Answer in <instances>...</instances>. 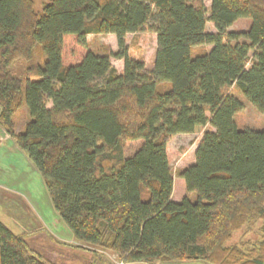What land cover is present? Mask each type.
I'll return each mask as SVG.
<instances>
[{
    "label": "trees",
    "instance_id": "trees-1",
    "mask_svg": "<svg viewBox=\"0 0 264 264\" xmlns=\"http://www.w3.org/2000/svg\"><path fill=\"white\" fill-rule=\"evenodd\" d=\"M203 1L48 0L37 12L33 0H0V124L40 173L76 248L126 263L264 264V128L237 126L244 102L233 93L264 113V0H211L209 10ZM242 18L248 30L229 32ZM145 28L157 43L149 71L125 42ZM89 34L114 35L117 51H93ZM35 46L45 60L27 68L36 78L23 89L10 66ZM22 104L29 119L16 133ZM198 133L194 162L179 173L195 198L174 201L179 152L168 142ZM136 140L126 157L124 143ZM257 223L254 241L226 245ZM0 264L58 263L0 221Z\"/></svg>",
    "mask_w": 264,
    "mask_h": 264
},
{
    "label": "rangeland",
    "instance_id": "rangeland-1",
    "mask_svg": "<svg viewBox=\"0 0 264 264\" xmlns=\"http://www.w3.org/2000/svg\"><path fill=\"white\" fill-rule=\"evenodd\" d=\"M48 0H33L34 9L37 12ZM207 10L210 8L211 0H204ZM207 16L209 13L207 11ZM251 20L242 18L237 20L228 28L230 32H245L248 30ZM206 30L216 32L213 24L207 22ZM88 46L99 54L109 55L117 51L116 38L112 34L93 35L86 37ZM128 47V54L139 61H142L145 70L153 68L154 55L157 47L156 34L145 28L138 33H129L125 36ZM201 49H210L211 46H203ZM45 60L44 54L39 46L33 48L30 60L18 59L10 66L11 74L19 78L26 85V78H36L33 73L27 72V68L36 64H42ZM110 62L118 72L123 69V61L110 56ZM233 93L244 102L243 110L235 116L237 126L255 129L264 128V113H260L245 98L233 90ZM50 103L47 104L50 107ZM14 130L16 133L23 130L28 121V111L25 104H22L14 113ZM202 137L198 134H179L173 136L168 142L171 150L177 153L172 159L170 167L174 179L173 194L174 201H180L183 197L194 200L195 194L186 191L184 180L179 177L180 170L194 162V152ZM142 140L127 141L124 143V154L131 156L142 145ZM0 221L12 232L22 233L27 241L35 249L55 252L54 257L48 256L50 262L58 264H116V258L112 251L98 249L89 251L75 247V240L68 233L69 229L57 214L51 215L52 203L44 186L40 173L35 169L26 153L21 151L0 124ZM3 164V166H2ZM173 200V199H172ZM57 217V219H56ZM60 220L62 226L58 225ZM260 223L255 226H246L235 231L227 241L228 246H240L246 240L254 241ZM242 239V240H241ZM66 245V246H65ZM52 258V259H51ZM140 264V263H134Z\"/></svg>",
    "mask_w": 264,
    "mask_h": 264
},
{
    "label": "crops",
    "instance_id": "crops-1",
    "mask_svg": "<svg viewBox=\"0 0 264 264\" xmlns=\"http://www.w3.org/2000/svg\"><path fill=\"white\" fill-rule=\"evenodd\" d=\"M1 161V160H0ZM2 166H3V164H2ZM36 169V168H35ZM172 199L174 200V197L172 196ZM52 209H53V207H52ZM52 214L51 215H55V214H57L55 211H54V209H53V211H50ZM56 219H57V217H56ZM58 225H60V226H62V224H61V222H60V220H58ZM63 227V226H62ZM63 228H65V227H63ZM66 229V228H65ZM69 231V230H68ZM15 233V232H14ZM69 234H70V236H71V233H70V231L68 232ZM16 234H22V233H16ZM72 237V236H71ZM40 251H41V249H40ZM43 256L45 257V258H48V256L50 255H52L53 257H54V259H52V261H56L55 259V257H57V255L58 254H56L55 252H51L50 250H48V251H45V250H43ZM49 260V259H48ZM137 263H139V262H137ZM127 264H134V263H127ZM140 264H145V263H140ZM152 264H209V263H206V262H204V261H201V260H190V261H183V262H154V263H152Z\"/></svg>",
    "mask_w": 264,
    "mask_h": 264
},
{
    "label": "built area",
    "instance_id": "built-area-1",
    "mask_svg": "<svg viewBox=\"0 0 264 264\" xmlns=\"http://www.w3.org/2000/svg\"><path fill=\"white\" fill-rule=\"evenodd\" d=\"M75 244L78 245L79 243L75 241ZM112 255H114L113 257L116 258V261L118 259V261L116 262V264H127L123 259H121L119 257V255L115 252H112Z\"/></svg>",
    "mask_w": 264,
    "mask_h": 264
}]
</instances>
